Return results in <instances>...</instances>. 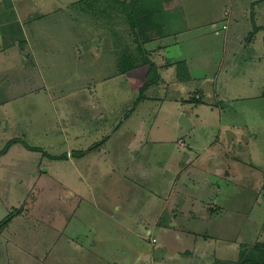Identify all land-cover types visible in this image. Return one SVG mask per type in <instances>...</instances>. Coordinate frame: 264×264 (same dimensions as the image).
<instances>
[{
    "label": "rangeland",
    "instance_id": "374dc122",
    "mask_svg": "<svg viewBox=\"0 0 264 264\" xmlns=\"http://www.w3.org/2000/svg\"><path fill=\"white\" fill-rule=\"evenodd\" d=\"M118 1L0 0V264H264V0Z\"/></svg>",
    "mask_w": 264,
    "mask_h": 264
},
{
    "label": "trees",
    "instance_id": "16d2710c",
    "mask_svg": "<svg viewBox=\"0 0 264 264\" xmlns=\"http://www.w3.org/2000/svg\"><path fill=\"white\" fill-rule=\"evenodd\" d=\"M116 1V0H115ZM161 0H156L155 3L159 2ZM118 3L120 4V6L123 8V12L125 13L126 17L129 18L132 26L134 27V29H137L135 32L136 34L138 35V37L140 38L139 40L141 41V48H142V52L144 53V56H146V51H145V48H144V44H142L143 42V35L145 34V32L147 31L148 32V25L147 24H143V22H141V18H136L134 15L135 14H141L142 12V9L141 7L138 6V1L136 0H132L129 1V0H123V1H118ZM149 7H151L149 5ZM149 60V59H148ZM182 64L185 66H183L182 68ZM128 63L125 65L126 67H128ZM154 65V64H152ZM176 77L182 81V83H185V84H188L190 81H191V74L186 66V63H185V60L184 61H180L177 63V74H176ZM152 83V81H147L145 83V85L143 86L142 89L146 88L149 86V84ZM191 99L189 101H194L196 103L200 102V101H204L203 97H202V93H201V89L200 88H197L196 90H194V94L193 95H190ZM183 101H186L187 103L189 101H187L186 99L183 98ZM201 103V102H200ZM22 141L23 144L25 146H27L28 148H31V149H34V150H41V147H37V146H32L30 144H28L27 142H25L24 140L22 139H18V138H15V139H12L9 141V143L2 149L0 150V156L7 153L9 147L11 146L12 143L16 142V141ZM100 143V142H99ZM99 143H96L94 144L93 148L96 147ZM15 213V212H14ZM12 216V213L4 218L1 222V224H7L8 221H11L12 218H10Z\"/></svg>",
    "mask_w": 264,
    "mask_h": 264
},
{
    "label": "water",
    "instance_id": "95a60500",
    "mask_svg": "<svg viewBox=\"0 0 264 264\" xmlns=\"http://www.w3.org/2000/svg\"><path fill=\"white\" fill-rule=\"evenodd\" d=\"M179 123L181 126H183L185 128V130L193 131L194 122L191 118L187 117L186 114L181 115V117L179 119ZM227 136L229 139V144H231V142L233 141V136H235L234 131L233 130H227Z\"/></svg>",
    "mask_w": 264,
    "mask_h": 264
},
{
    "label": "crops",
    "instance_id": "0c3cea01",
    "mask_svg": "<svg viewBox=\"0 0 264 264\" xmlns=\"http://www.w3.org/2000/svg\"><path fill=\"white\" fill-rule=\"evenodd\" d=\"M161 1H163V0H161ZM150 3H153V2L148 1V6L150 5ZM158 6H159V2H157V6H156V7H158ZM150 9H152V8L150 7ZM160 13H161V14H165V16H163V19H164V23H165V24H167L168 20H169V21L172 20V18L169 17V16H171L170 13H168V12L166 13V12H162V11H161ZM171 14H172V12H171ZM178 31H179V30H178ZM178 31H177V32H178Z\"/></svg>",
    "mask_w": 264,
    "mask_h": 264
}]
</instances>
